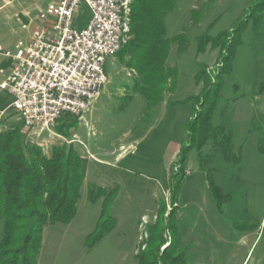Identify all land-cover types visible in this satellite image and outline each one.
Wrapping results in <instances>:
<instances>
[{
  "label": "rangeland",
  "instance_id": "rangeland-1",
  "mask_svg": "<svg viewBox=\"0 0 264 264\" xmlns=\"http://www.w3.org/2000/svg\"><path fill=\"white\" fill-rule=\"evenodd\" d=\"M46 1L0 0V43L12 49L25 38V9L35 15ZM89 16L80 3L74 24ZM166 29L170 77L157 102L135 90L127 56L114 55L84 120L70 116L65 127L61 115L50 134L26 132L0 90V128L21 126L46 153L71 145L84 161L75 213L44 226L37 264H137L151 233L177 236L183 264H264V0H175ZM7 61L0 55V66ZM216 82L214 130L198 148L188 122Z\"/></svg>",
  "mask_w": 264,
  "mask_h": 264
},
{
  "label": "trees",
  "instance_id": "trees-1",
  "mask_svg": "<svg viewBox=\"0 0 264 264\" xmlns=\"http://www.w3.org/2000/svg\"><path fill=\"white\" fill-rule=\"evenodd\" d=\"M174 4L175 0H130L129 37L114 53L119 58L127 56V65L137 73L133 86L146 102L160 100L158 93L170 77L165 59L172 38L167 35L166 16ZM229 55L224 53L223 58L228 61ZM206 85L203 96L212 88ZM219 88L215 84L213 96L203 97L205 107L188 122L189 135L193 132L190 138L197 137L198 148L214 130L211 120ZM63 115L62 126H69L73 115ZM258 140L264 153V133ZM189 146H180V160ZM83 179L84 161L71 145L54 144L46 153L40 144L27 139L21 126L0 128V264L38 263L44 226L73 217ZM104 223L96 238L105 231ZM159 234L151 233L150 245L139 253L137 264H183L185 250L178 237L168 241Z\"/></svg>",
  "mask_w": 264,
  "mask_h": 264
},
{
  "label": "built area",
  "instance_id": "built-area-1",
  "mask_svg": "<svg viewBox=\"0 0 264 264\" xmlns=\"http://www.w3.org/2000/svg\"><path fill=\"white\" fill-rule=\"evenodd\" d=\"M80 3L90 16L85 25L76 26ZM129 11L130 0H49L21 21L29 29L27 37L17 39L12 49L0 43V54L11 59L0 90L11 94L8 106L26 132L50 134L65 113L84 120L107 81L108 56L128 37Z\"/></svg>",
  "mask_w": 264,
  "mask_h": 264
},
{
  "label": "crops",
  "instance_id": "crops-1",
  "mask_svg": "<svg viewBox=\"0 0 264 264\" xmlns=\"http://www.w3.org/2000/svg\"><path fill=\"white\" fill-rule=\"evenodd\" d=\"M49 1V0H48ZM48 1H46L45 3H43V5L41 6V7H43ZM40 7V8H41ZM27 8V7H26ZM26 11H24V19H21L20 20V23H21V21H27L30 17H33L34 15H30L29 14V9L27 10V9H25ZM27 30V33H26V36L25 37H27L28 35H29V29H26ZM0 55H2V54H0ZM2 56H4V55H2ZM4 57H6V56H4ZM6 58H8V61L6 62V64L5 65H2V66H0V68L1 69H3V73H1L0 72V79L1 78H3L8 72H9V70H10V67H11V59L9 58V57H6ZM4 90H6V89H4ZM11 101V100H10ZM9 101V102H10ZM9 102H8V104L7 105H9ZM7 105L5 106V107H3L0 111L2 112L3 111V109H5L6 107H7ZM11 108V107H10ZM12 109V108H11ZM13 110V109H12ZM129 142V141H128ZM127 142V143H128ZM123 144V143H122ZM124 145V144H123Z\"/></svg>",
  "mask_w": 264,
  "mask_h": 264
}]
</instances>
